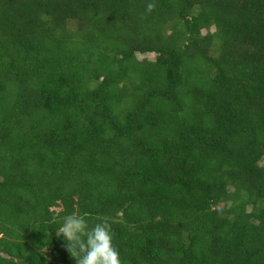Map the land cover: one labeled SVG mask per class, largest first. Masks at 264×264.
I'll list each match as a JSON object with an SVG mask.
<instances>
[{"label":"trees","instance_id":"obj_1","mask_svg":"<svg viewBox=\"0 0 264 264\" xmlns=\"http://www.w3.org/2000/svg\"><path fill=\"white\" fill-rule=\"evenodd\" d=\"M68 214L264 264V0H0V264H76Z\"/></svg>","mask_w":264,"mask_h":264},{"label":"clouds","instance_id":"obj_2","mask_svg":"<svg viewBox=\"0 0 264 264\" xmlns=\"http://www.w3.org/2000/svg\"><path fill=\"white\" fill-rule=\"evenodd\" d=\"M153 7L149 4L148 10ZM58 232L76 264H122L119 251L113 246L111 225L107 220L90 227L85 216L68 214L61 218Z\"/></svg>","mask_w":264,"mask_h":264},{"label":"rangeland","instance_id":"obj_3","mask_svg":"<svg viewBox=\"0 0 264 264\" xmlns=\"http://www.w3.org/2000/svg\"><path fill=\"white\" fill-rule=\"evenodd\" d=\"M139 57V60H144V59H147V60H154L155 56L153 54H147V55H140L138 56Z\"/></svg>","mask_w":264,"mask_h":264}]
</instances>
